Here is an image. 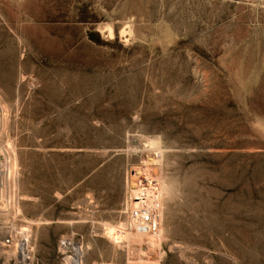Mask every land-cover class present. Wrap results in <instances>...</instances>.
<instances>
[{
	"label": "rangeland",
	"instance_id": "rangeland-1",
	"mask_svg": "<svg viewBox=\"0 0 264 264\" xmlns=\"http://www.w3.org/2000/svg\"><path fill=\"white\" fill-rule=\"evenodd\" d=\"M0 264H264V0H0Z\"/></svg>",
	"mask_w": 264,
	"mask_h": 264
},
{
	"label": "bare ground",
	"instance_id": "bare-ground-1",
	"mask_svg": "<svg viewBox=\"0 0 264 264\" xmlns=\"http://www.w3.org/2000/svg\"><path fill=\"white\" fill-rule=\"evenodd\" d=\"M6 119H7V118H6ZM2 124H3V123H2ZM110 233H111V232H110ZM109 238H110V239H113V236H112V235H111V236L109 235Z\"/></svg>",
	"mask_w": 264,
	"mask_h": 264
}]
</instances>
